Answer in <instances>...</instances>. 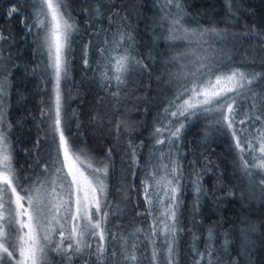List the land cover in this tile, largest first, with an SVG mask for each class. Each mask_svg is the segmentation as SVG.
Here are the masks:
<instances>
[{"label": "snow or ice", "instance_id": "obj_1", "mask_svg": "<svg viewBox=\"0 0 264 264\" xmlns=\"http://www.w3.org/2000/svg\"><path fill=\"white\" fill-rule=\"evenodd\" d=\"M226 5L228 15L236 16V0H226ZM69 7L68 0H32L33 22L28 24L26 18L21 21L28 31H42V43L37 50L46 51V70H50L53 80L52 107L42 111V115L50 122L55 155L35 179L21 178L16 168L14 148L9 139L12 125L6 122L3 111V97L11 75L5 61L10 57H5L0 47V264H55L50 253L60 257L59 264H74L77 258L90 264L92 256L97 264H108L110 258L115 264L118 253L113 250L110 257L109 247L117 239L120 241V264H138L142 243L138 234L143 235L150 248V264H176L178 236L184 231L179 216L183 201L178 195L183 170L176 153L186 124L193 118L208 119L221 135H230L246 175L253 176V170L264 172V70L249 67L264 66V31L256 26L243 33H229L227 28L216 26L191 28L186 25L185 18L191 14L184 0H164L162 10H168L161 16L159 26L167 35L156 38L167 41L173 50L179 47L178 41H185L188 46L174 51L170 57L177 68L168 81L173 86V94L165 98L151 135L155 146L169 145L176 153L171 148L167 153L158 148L160 163L141 180L147 208L137 215L151 218L148 227L137 226L127 235L118 237L107 228L110 217L123 211L108 200L111 149L103 160H98L66 134L67 117L61 85L69 77L72 36L79 31ZM82 11L88 16L86 22L102 19L103 0H92L91 6ZM19 12L20 8L13 4L7 17L12 18ZM112 19L109 15L110 24ZM229 35L241 47L245 38L258 41L253 55L236 61L227 44L220 48L214 46L217 41H227ZM7 39L9 37L0 32V41ZM133 39L131 33L120 28L111 41L105 39L98 48L102 57L99 62L101 85L105 91L115 88L110 95L116 99L128 84L134 67L144 71L149 67L133 54ZM87 50L88 45H85L84 65L90 67ZM121 123H116L117 130ZM129 147L135 164L138 146L129 141ZM152 155L155 157L156 153ZM165 156L168 163L164 162ZM194 176V191L199 200L204 191L200 172L194 171ZM260 183L264 185V178ZM248 231L254 228L243 230L245 241ZM213 238V230L209 229L208 239ZM193 251L198 257L194 264H201L205 252L195 247ZM207 257V264H215L211 245Z\"/></svg>", "mask_w": 264, "mask_h": 264}, {"label": "trees", "instance_id": "obj_2", "mask_svg": "<svg viewBox=\"0 0 264 264\" xmlns=\"http://www.w3.org/2000/svg\"><path fill=\"white\" fill-rule=\"evenodd\" d=\"M184 2L191 14L185 18L188 27L216 26L227 28L229 33H243L256 26L264 31V0H236L238 12L234 17L228 15L226 0ZM68 3L79 31L73 33L69 77L61 85L67 117L66 134L98 160H103L105 153L111 149L108 200L114 206L119 205L123 211L110 217L107 228L119 237L132 232L137 226L147 228L151 221L150 217L137 215V212H144L147 208L141 180L154 165L160 163L157 149L163 148L167 153L171 148L169 145L155 146L151 134L165 98L173 94V86L168 81L177 68L170 57L174 51H182L188 44L177 42L179 47L173 50L167 41L156 38L167 35L166 30L159 26L161 16L168 10H162L164 0H103L104 17L91 22H86L88 16L82 9L91 6L92 0H68ZM13 4L20 8V12L8 18L7 12ZM32 14V0H0V32L9 37L0 41V47L4 56L10 57L5 64L11 69L3 97V111L6 122L12 125L9 139L14 148L19 176L35 179L42 174L44 165L51 163L55 153L50 122L46 115H42V111L52 107L53 80L50 70H46L44 50H37L41 44L38 42L40 29L28 31L21 23L26 18L31 24ZM109 15L113 17L111 24ZM120 28L131 33L134 38L133 54L149 67L147 71L134 67L128 84L122 89L120 98L116 99L110 95L115 88L105 91L101 85L99 72L102 66L99 62H102V57L98 48L105 39L111 41ZM257 42L245 38L241 47L229 35L227 41H217L214 46L220 48L227 44L234 59L239 61L245 55H253ZM85 45H88L90 67L84 65ZM249 67L264 70V66L258 64ZM131 93L137 94L136 101H131ZM124 103L134 107L131 124L128 122L122 128L121 123L117 130L116 123L121 121L119 110ZM129 141L138 146L135 164ZM178 144V153L175 148L171 151L176 153L183 170L178 195L183 201L179 216L184 231L178 236L176 264H194L198 257L193 247L205 252L201 264H207L209 245L215 264H264V185L260 183L264 172L253 170V176L246 175L230 135H221L203 117L193 118L186 124ZM164 162L168 163L167 156ZM194 171L200 172V184L204 190L199 200L194 191ZM120 181L125 186L123 198ZM251 228L254 231L247 232L245 241L243 230ZM209 229L213 230L212 240L208 239ZM138 235L142 242L138 264H150V248L143 235ZM131 242L132 238L129 245ZM113 250L118 253L115 264H120L119 239L111 242L110 257ZM50 257L55 264H59V256L50 253ZM89 260L90 264H97L94 256ZM74 264H84V261L77 258ZM108 264H113L111 258Z\"/></svg>", "mask_w": 264, "mask_h": 264}, {"label": "rangeland", "instance_id": "obj_3", "mask_svg": "<svg viewBox=\"0 0 264 264\" xmlns=\"http://www.w3.org/2000/svg\"><path fill=\"white\" fill-rule=\"evenodd\" d=\"M38 42H41L42 43V31L40 30V38H39V41ZM178 43H182V41H178ZM40 45V43H39ZM46 55V51H43ZM47 56V55H46ZM135 93V92H134ZM134 93H131V96H130V99L131 101H136L137 100V94H134ZM130 104H133V103H130ZM134 111V107L133 105H129L128 103H124L121 105V108L119 110L120 112V116H121V121H122V128H125L126 125L128 124L129 122V125L131 124V114L132 112ZM125 190V186H124V183H122V181H120V195L121 197L123 198L124 196V191Z\"/></svg>", "mask_w": 264, "mask_h": 264}]
</instances>
